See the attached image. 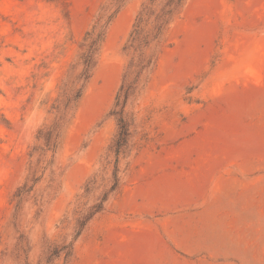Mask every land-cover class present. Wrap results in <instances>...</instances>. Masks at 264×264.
I'll list each match as a JSON object with an SVG mask.
<instances>
[{"label": "rangeland", "instance_id": "374dc122", "mask_svg": "<svg viewBox=\"0 0 264 264\" xmlns=\"http://www.w3.org/2000/svg\"><path fill=\"white\" fill-rule=\"evenodd\" d=\"M165 2L0 0V264H264V0Z\"/></svg>", "mask_w": 264, "mask_h": 264}, {"label": "trees", "instance_id": "16d2710c", "mask_svg": "<svg viewBox=\"0 0 264 264\" xmlns=\"http://www.w3.org/2000/svg\"><path fill=\"white\" fill-rule=\"evenodd\" d=\"M183 2H184V0H166V2L164 3V6L160 10V12L154 16V22L155 23H154V26H153L152 31H151V33H154V35H153L151 41H156V40H158V38H160L164 28L166 26H168V24L172 21L174 14L178 10V8L182 5ZM144 9H146V8H144ZM133 34H134V37H132V39L137 41L140 45L143 44V45L147 46L149 44L150 41L145 42V44L143 43V41H145L147 38H143V40H140L139 29L135 30L132 33V36H133ZM102 37H103V34H102V32H97V26L96 25L94 27H92V29L85 34V38H84L85 51L81 55V61H82L83 66H84L83 74L86 75V76H83L85 78V80L88 78V76H87L88 71L92 66L94 56H95L96 52L98 51V45L101 42ZM122 88H123V86H122ZM131 88H132V86L129 85L124 90V96L125 97H127L128 92ZM80 96H81V91L76 92V95L74 96L73 100H75V101L78 100L80 98ZM127 134L128 133H127L126 124L120 118L119 119V131H118V134L116 136V139L114 140V145H113L115 147L116 154L119 153L120 148L125 143ZM50 139H51V133L49 134L48 142ZM117 187H118V181H117L116 176H114V183H113L112 187L110 188L111 190L106 195L103 196L101 201H99V203L96 204V206H94L91 209V211L89 212V214L86 217L87 222L96 213L100 212L103 209V205H104V202L107 200L108 194L114 192ZM83 225H85V224H83Z\"/></svg>", "mask_w": 264, "mask_h": 264}]
</instances>
